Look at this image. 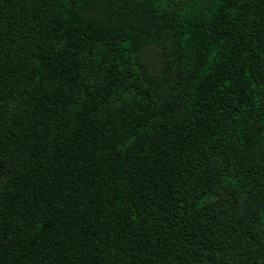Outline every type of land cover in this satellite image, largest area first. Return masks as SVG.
<instances>
[{
    "label": "trees",
    "instance_id": "1",
    "mask_svg": "<svg viewBox=\"0 0 264 264\" xmlns=\"http://www.w3.org/2000/svg\"><path fill=\"white\" fill-rule=\"evenodd\" d=\"M0 264H264V0H0Z\"/></svg>",
    "mask_w": 264,
    "mask_h": 264
}]
</instances>
